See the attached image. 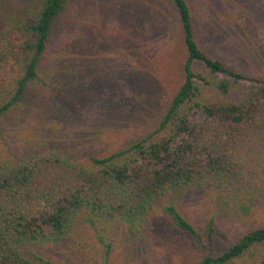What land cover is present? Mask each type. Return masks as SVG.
<instances>
[{"label": "trees", "instance_id": "trees-1", "mask_svg": "<svg viewBox=\"0 0 264 264\" xmlns=\"http://www.w3.org/2000/svg\"><path fill=\"white\" fill-rule=\"evenodd\" d=\"M68 1L40 0L26 24L0 42V134L3 116L39 79ZM170 2L182 31L183 78L146 135L87 158L48 142L0 155V264H74L50 256L58 247L87 264H111L121 232H141L158 206L204 249L193 264H264V71L246 73L211 54L197 34L194 3ZM67 43L62 38L53 57L68 77L54 84L76 76L83 86L84 53L72 56L79 41ZM188 188L200 189L216 210H253L262 222L215 251L213 213L199 232L172 200L162 202Z\"/></svg>", "mask_w": 264, "mask_h": 264}, {"label": "rangeland", "instance_id": "rangeland-1", "mask_svg": "<svg viewBox=\"0 0 264 264\" xmlns=\"http://www.w3.org/2000/svg\"><path fill=\"white\" fill-rule=\"evenodd\" d=\"M39 2L0 0V42L26 24ZM191 2L197 34L211 54L246 73L264 71V0ZM233 12V21L224 22L223 15ZM62 38L71 47L79 41L80 50L70 53H84L79 59L83 86L76 76L65 85L54 84L58 76L68 77L59 73L61 62L53 57ZM183 59L182 31L170 0H69L38 65L34 88L1 120L0 155L24 153L32 144L48 142L87 158L129 144L146 135L164 113L182 82ZM74 82L79 92L70 91ZM168 199L199 232L214 214L215 251L262 222L253 210L214 209L200 189L173 191L162 202ZM141 230L121 232L111 264H193L204 252L161 206ZM50 252L61 261L87 264L83 256L72 257L62 247Z\"/></svg>", "mask_w": 264, "mask_h": 264}]
</instances>
